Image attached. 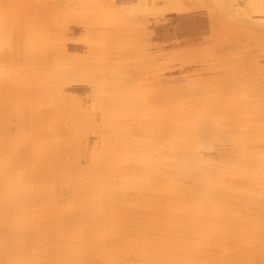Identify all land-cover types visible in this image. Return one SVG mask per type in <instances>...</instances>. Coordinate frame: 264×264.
Listing matches in <instances>:
<instances>
[{"label": "rangeland", "instance_id": "rangeland-1", "mask_svg": "<svg viewBox=\"0 0 264 264\" xmlns=\"http://www.w3.org/2000/svg\"><path fill=\"white\" fill-rule=\"evenodd\" d=\"M263 29L264 0H0V264H264Z\"/></svg>", "mask_w": 264, "mask_h": 264}, {"label": "bare ground", "instance_id": "bare-ground-1", "mask_svg": "<svg viewBox=\"0 0 264 264\" xmlns=\"http://www.w3.org/2000/svg\"><path fill=\"white\" fill-rule=\"evenodd\" d=\"M209 1V0H208ZM261 5V3H260ZM250 6V5H249ZM254 6V5H253ZM209 7V6H208ZM251 7V6H250ZM213 8V7H212ZM243 10V9H242ZM257 11V10H256ZM206 12V11H205ZM247 15V14H246ZM232 21V20H231ZM233 22V21H232ZM249 28V27H248ZM264 30V29H263ZM118 34V33H117ZM236 43V42H235ZM233 46V45H232ZM231 46V47H232ZM234 48V47H232ZM246 58V57H245ZM65 76V75H64ZM241 81V80H240ZM244 84V83H243ZM93 85V84H91ZM95 85V83H94ZM93 85V86H94ZM239 92V91H238ZM221 136L216 132H214V130H207L206 131H198V136L196 138L195 141H199V143H201L203 149H205V151L209 152L212 151V149H214L213 147H215V145H217L219 143V140ZM200 145V144H199ZM157 170V169H156ZM6 190V189H5ZM256 193V192H255Z\"/></svg>", "mask_w": 264, "mask_h": 264}]
</instances>
